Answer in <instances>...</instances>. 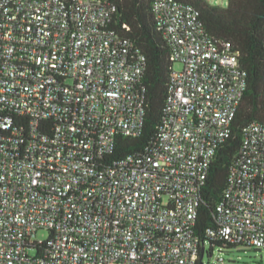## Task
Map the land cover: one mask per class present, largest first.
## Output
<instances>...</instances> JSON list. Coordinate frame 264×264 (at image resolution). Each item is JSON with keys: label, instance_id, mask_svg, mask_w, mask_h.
Wrapping results in <instances>:
<instances>
[{"label": "built area", "instance_id": "built-area-1", "mask_svg": "<svg viewBox=\"0 0 264 264\" xmlns=\"http://www.w3.org/2000/svg\"><path fill=\"white\" fill-rule=\"evenodd\" d=\"M115 12L0 0V264H197L201 191L247 74L188 3L153 0L177 66L165 116L153 148L111 160L145 116L146 59ZM215 224L210 239L264 251V120L244 129Z\"/></svg>", "mask_w": 264, "mask_h": 264}, {"label": "trees", "instance_id": "trees-1", "mask_svg": "<svg viewBox=\"0 0 264 264\" xmlns=\"http://www.w3.org/2000/svg\"><path fill=\"white\" fill-rule=\"evenodd\" d=\"M63 1L73 3V0ZM105 1L116 8L110 29L130 41L146 59V67L139 80L145 97L142 133L136 138L118 137L109 158L119 160L156 145L174 65L169 46L157 29L152 13L153 0ZM181 1L193 8L214 39L231 44L232 52L247 74L246 90L233 120L232 135L218 147L200 195L195 233L201 242L197 264H204V257L200 259L202 247L204 256L207 254L208 257L213 255L214 248L221 252V249L238 246L251 247L212 240L206 233L216 228L215 208L226 190L229 171L237 157L244 129L251 123L264 120V0H227L223 7L208 0Z\"/></svg>", "mask_w": 264, "mask_h": 264}, {"label": "rangeland", "instance_id": "rangeland-1", "mask_svg": "<svg viewBox=\"0 0 264 264\" xmlns=\"http://www.w3.org/2000/svg\"><path fill=\"white\" fill-rule=\"evenodd\" d=\"M98 1V0H92ZM213 5L225 6L227 0H208ZM177 68L176 65H174ZM48 237L46 231H39L36 234V240H45ZM217 257L224 259L223 263L218 262ZM204 264H264V251L256 250L253 247L238 246L231 249H213V255L208 257L207 254L203 258Z\"/></svg>", "mask_w": 264, "mask_h": 264}, {"label": "water", "instance_id": "water-1", "mask_svg": "<svg viewBox=\"0 0 264 264\" xmlns=\"http://www.w3.org/2000/svg\"><path fill=\"white\" fill-rule=\"evenodd\" d=\"M203 257H204V248L202 247V249H201L200 259H202Z\"/></svg>", "mask_w": 264, "mask_h": 264}]
</instances>
